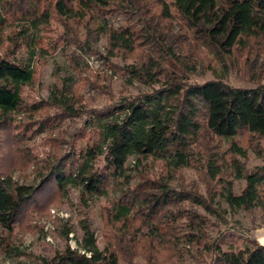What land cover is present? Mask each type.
<instances>
[{
	"label": "rangeland",
	"instance_id": "374dc122",
	"mask_svg": "<svg viewBox=\"0 0 264 264\" xmlns=\"http://www.w3.org/2000/svg\"><path fill=\"white\" fill-rule=\"evenodd\" d=\"M8 2L12 9L0 14V57L30 62L35 71L33 81L22 86L21 107L5 119L0 111V177L11 176L18 183L36 184L40 173H48L61 158L78 159L89 144L102 143L93 116L167 82L221 79L231 86L264 85V35L245 39L232 54L220 58L187 29L173 8V17L165 18L158 0H146L136 20L115 9L107 18L116 28L134 24L139 34L144 33L142 26L150 24L148 28L164 36V45L174 48L176 56L160 52L145 38L133 50L112 47L105 18L96 13L81 21L67 20L55 12V0ZM33 8L37 15L49 12L48 21L32 26L27 13ZM151 62L157 65L152 78L145 75ZM132 67L142 78L129 71ZM62 90L74 104L75 114L52 102L53 92L60 98ZM201 122L202 131L190 148V166L170 172L160 159L138 160L132 155L122 176L105 179L103 195L70 187L66 194L55 191L37 198L11 232L0 231L16 250L7 254L1 246L0 264H39L67 246L76 248L83 241L85 225L92 228L101 249H118L120 264H216L220 250H235L252 241L264 245L257 237L264 230V185L262 205L250 209L230 206L226 189L231 184L240 194L247 185L246 175L264 165V136L244 130L229 140ZM92 170L103 176L109 173L105 151ZM239 172L243 177H238ZM160 180L189 196L159 205L153 225L161 235L150 237L152 225L143 224L138 215L125 222L112 219L113 205L124 192ZM117 236L126 238L121 246ZM190 237L194 240L187 241Z\"/></svg>",
	"mask_w": 264,
	"mask_h": 264
},
{
	"label": "trees",
	"instance_id": "16d2710c",
	"mask_svg": "<svg viewBox=\"0 0 264 264\" xmlns=\"http://www.w3.org/2000/svg\"><path fill=\"white\" fill-rule=\"evenodd\" d=\"M145 2L146 0H55L54 10L67 20L81 21L92 13L104 17L105 32L114 48L133 50L145 38L158 46L160 52L176 56L174 48L164 45V36L148 28L150 24L144 28L142 26L145 34L137 33L132 26L134 24L119 28L110 25L107 13L112 9L122 10L136 20L137 10ZM158 3L165 18L173 17V8L185 21L187 29L220 58L232 54L239 44L245 43V39L264 35V0H158ZM9 9H12L11 3L0 0V14ZM37 12L33 8L27 13L32 26L48 21L49 12L41 11L40 15ZM156 66L155 62H151L145 68V75L152 78L151 70ZM129 71L142 78L141 72L135 68L132 67ZM34 75L30 62L22 64L0 57L2 119L21 107L22 86L31 83ZM54 93L51 95L54 104L66 112L76 113L74 104L70 103L63 90L60 98ZM93 117L101 131L102 143L89 144L78 159L76 156H72L71 160L61 158L50 166L48 173H40V181L36 184L18 183L11 176L0 177V231L11 232L29 210L28 207L40 196L49 197L55 191L66 194L70 187H81L91 195H103L105 179L109 176H122L128 158L132 155L138 160L149 157L160 159L170 172L190 166V148L202 131L201 120L208 130L225 139H233L244 130L264 136V85L231 86L221 79L191 84L167 82L161 88L130 101L125 100ZM104 151L109 168L106 176L92 170L93 162ZM259 168V171L246 175L247 185L240 194L233 192L231 184L226 187L230 206L250 209L262 205L264 165ZM238 177H243L242 172L238 173ZM151 184V187L140 184L131 192H124L113 205L111 216L114 221L125 222L132 215H138L143 219V224L152 225L149 236L156 238L161 235L158 226L153 225L159 205L183 201L189 199V196L172 190L168 181H152ZM126 187L131 186L127 184ZM195 201L203 204L198 198ZM3 237L0 233V247H3V251L7 254L15 252ZM116 239L121 246L126 238L117 236ZM193 240L190 237L187 241ZM120 261L118 249H101L97 245L94 231L89 225H85L83 241L78 247L67 246L53 257L41 259L39 264H120ZM216 264H264V245L252 241L235 250H220Z\"/></svg>",
	"mask_w": 264,
	"mask_h": 264
},
{
	"label": "bare ground",
	"instance_id": "6f19581e",
	"mask_svg": "<svg viewBox=\"0 0 264 264\" xmlns=\"http://www.w3.org/2000/svg\"><path fill=\"white\" fill-rule=\"evenodd\" d=\"M257 237H258L259 241L264 244V230H259L257 232Z\"/></svg>",
	"mask_w": 264,
	"mask_h": 264
}]
</instances>
